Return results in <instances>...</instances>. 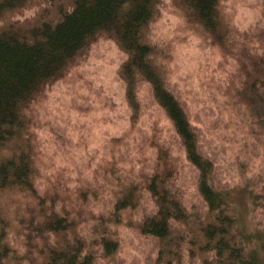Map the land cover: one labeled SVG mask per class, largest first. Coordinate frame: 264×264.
I'll return each instance as SVG.
<instances>
[{
  "label": "trees",
  "instance_id": "trees-1",
  "mask_svg": "<svg viewBox=\"0 0 264 264\" xmlns=\"http://www.w3.org/2000/svg\"><path fill=\"white\" fill-rule=\"evenodd\" d=\"M221 1L171 0L184 21L206 37L209 45L234 58L243 89L259 90V95L264 88V29L258 33L261 39L256 45L260 46L255 45V53L248 50L254 46L250 33L235 28ZM158 2L0 0V191L37 198L40 218L34 228L41 254L36 263L25 260L27 252L34 249L31 235L26 241L19 236L21 232L14 231L15 226H22L23 219L11 213L13 199L8 198L0 204V264H120L125 229L147 242H158L154 252L150 251L151 264H264V188L252 191L243 185L237 190L216 184L215 162L201 151L200 135L168 87L156 61L155 45L145 39V28ZM99 34L115 39L124 53L118 73L125 84L133 121L139 111L136 95L142 83L149 86L150 96L170 122L185 158L197 171L199 208L191 210L195 204L181 199L172 178L173 167L163 163L145 182L151 197L146 204L151 208L147 207L149 211L134 225L125 217L138 199L128 189L109 201L107 211L92 216L85 207L91 206L87 201L93 197L86 196L90 190L82 193L79 206L72 202V209L61 203L55 206L53 200L47 202L38 194L39 153L26 134L23 107L37 88L62 74ZM236 42L241 46L234 48ZM24 134L25 141L17 140ZM16 140L19 143L9 148ZM157 152L166 162L167 149L159 147ZM243 196L248 201L241 200L243 207H239L237 201ZM128 236L133 241V235ZM25 248L27 252L22 250Z\"/></svg>",
  "mask_w": 264,
  "mask_h": 264
},
{
  "label": "rangeland",
  "instance_id": "rangeland-1",
  "mask_svg": "<svg viewBox=\"0 0 264 264\" xmlns=\"http://www.w3.org/2000/svg\"><path fill=\"white\" fill-rule=\"evenodd\" d=\"M221 8L240 33H250L254 46L248 50L255 53L254 47L261 39L258 33L264 29V0H222ZM144 33L158 51L156 61L168 87L182 102L200 135L201 151L215 162L216 184L237 190L243 185L252 191L262 190L264 88L259 95V90L243 89V77L234 58L209 45L206 37L184 21L171 0H159ZM239 45L236 42L234 48ZM124 57L115 39L99 34L89 40L62 74L43 83L24 105L26 134L39 153L38 194L47 202L53 200L55 206L61 203L72 209V202L74 207L79 206L82 193L90 190L86 196L93 197L87 201L91 206L85 207L87 215L92 216L107 211L109 201L128 189L138 199L125 217L134 225L149 211L147 207L151 208L146 204L151 197L145 182L163 163L173 167L172 178L181 199L195 204L191 207L195 210L200 207L197 171L185 158L170 122L145 84L137 89V118H131L125 84L118 73ZM18 139L25 141V134ZM17 140L9 148L15 147ZM159 147L167 149L166 162L158 157ZM8 198L13 199L11 213L23 219L22 226H15L14 231L21 232L19 236L26 241L31 235L34 249H22L27 252L25 260L36 263L41 257L37 251L38 230L34 228L40 218L37 198L0 191V204ZM241 200L248 201L244 196L239 198V207H243ZM127 232L133 235V241ZM122 238L120 264H151L150 251L154 252L156 240L147 242L127 229Z\"/></svg>",
  "mask_w": 264,
  "mask_h": 264
}]
</instances>
